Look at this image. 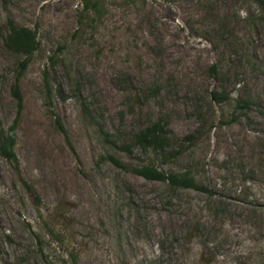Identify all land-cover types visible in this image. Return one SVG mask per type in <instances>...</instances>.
I'll list each match as a JSON object with an SVG mask.
<instances>
[{"label":"rangeland","instance_id":"obj_1","mask_svg":"<svg viewBox=\"0 0 264 264\" xmlns=\"http://www.w3.org/2000/svg\"><path fill=\"white\" fill-rule=\"evenodd\" d=\"M98 3L97 15L82 0H0V131L16 122L17 158L0 156V264H264V10ZM10 23L39 43L22 71ZM155 124L163 149L135 145Z\"/></svg>","mask_w":264,"mask_h":264},{"label":"trees","instance_id":"obj_2","mask_svg":"<svg viewBox=\"0 0 264 264\" xmlns=\"http://www.w3.org/2000/svg\"><path fill=\"white\" fill-rule=\"evenodd\" d=\"M257 4L264 10V0H255ZM83 11L84 12H94L97 15L99 14V3L98 0H82ZM7 48L14 51L17 54L23 56V59L19 63L20 70H24L28 62L30 61L32 55L38 50L39 43L36 38V33L34 30L19 28L14 24L10 23L9 25V33L6 36L5 40ZM212 72H214V67L212 68ZM44 86L47 92V108H51L50 103V93L51 86L48 81V77L44 75ZM213 101L222 102L225 100V97L219 94L212 93L211 94ZM17 100L20 102L19 95L16 96ZM240 108H246L247 103L243 101L240 103ZM52 114V113H51ZM54 122L57 128L61 132H65L62 124L58 117L54 116ZM13 121L10 127L6 130L0 131V156L11 163H17V158L14 153V145H15V124ZM163 127L159 124L153 125L151 128L146 129L139 133V135L135 138L134 143L144 149L152 146L154 148L163 149L165 146L166 140L163 136ZM189 140L191 138H188ZM123 149L128 150V147H123ZM107 159L116 167L127 170L129 169L132 173L137 176L152 181H166L171 187L175 188H184V189H193L201 192L208 193V189L204 186L198 185L194 178L189 176L188 174H178V173H169L165 174L157 170L154 167L150 166H140V167H132L128 168L125 164L120 162L113 156H108ZM26 190L32 194L31 188L25 184ZM35 200L37 197L35 196ZM46 264H53L51 261H47Z\"/></svg>","mask_w":264,"mask_h":264}]
</instances>
